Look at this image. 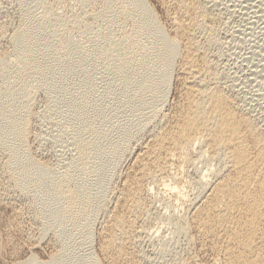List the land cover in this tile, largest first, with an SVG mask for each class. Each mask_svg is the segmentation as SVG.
Instances as JSON below:
<instances>
[{
    "label": "bare ground",
    "instance_id": "1",
    "mask_svg": "<svg viewBox=\"0 0 264 264\" xmlns=\"http://www.w3.org/2000/svg\"><path fill=\"white\" fill-rule=\"evenodd\" d=\"M16 1L22 7L30 2ZM89 2L82 12L94 21V26L88 25L91 36L88 42L92 44L89 49L79 48L77 40L73 42V36L71 42V35L68 40L64 35L68 25L81 27L85 22L83 17L72 18L73 14L68 21L62 19L63 15L61 18L57 15L59 8L56 10L61 5L52 9L53 2L46 6L47 1H42L45 5L39 28L38 22L36 28L31 26L32 16L29 20L25 11L21 15L24 16L22 23L10 36L0 27V41L7 39L12 44L10 52L0 51V151L6 156L4 162L0 161V173L4 175L3 179L0 178V189L14 188L23 197L30 198L31 205L35 202V218L40 222L38 237L41 241L47 236L54 237L58 244V249L49 254L46 261L37 260L30 254L25 260L13 264H67L72 253L65 241L73 232H78L83 241L89 243L94 221L102 211L103 227L100 226L102 230L98 234L101 258L106 264H133L137 253L133 252L136 255L133 257L129 248L146 233L142 218L155 201L153 199L152 202L150 196L154 186L168 193L166 209L171 212L185 209V216L174 226L175 236L185 238L188 245L199 244L204 253L211 254L212 264H264V115L252 116L251 108L245 109L249 103L246 102L243 108L244 104L241 106L226 93L228 84L221 83L218 78L209 52L225 43L218 34L220 19L211 11L214 9L209 8L204 0H171L172 6L168 8L172 12L168 13V19L165 16L173 32L169 33L148 6V0H94L92 5ZM71 10L69 12L75 13V9ZM237 14L233 11L231 18ZM247 15L248 12L243 16ZM48 28L51 30L47 33L45 30ZM249 50L243 57L252 64L245 69L246 76L252 79L247 81V84L251 82L249 86L239 91L244 97H252L255 92L252 88L264 92V46L257 42ZM92 54L97 61V65L91 64L92 68L108 67L113 72V88L116 83L121 84L120 88H112L110 93L109 99L113 100V108L109 111L111 116L120 118L124 110L134 112L139 106L145 109L138 123L130 120V125L118 127L113 133L115 136L98 129L100 112L106 104L91 97L92 86L86 66L91 63ZM176 60L179 65L173 75ZM57 63L62 69H57ZM53 77L59 79V85L50 82ZM37 80L41 81L40 85ZM174 80L179 83L182 100L179 98L181 102L177 101L180 104L173 115L159 117L161 110L157 112L156 107L165 103ZM31 83L52 88V96L56 93L68 95L69 106L61 131L66 135L72 159L64 167L58 165L63 168L61 172L35 161L27 150L31 124L29 106L36 90ZM63 84L66 87H62L59 94L57 91ZM125 85V89H121ZM149 124L152 125L150 129L147 127ZM143 131H146L149 142L142 141L146 143L142 146L138 144L137 154L136 150L135 153L130 150L132 157L135 154L133 166L123 178H118L111 193L116 191L113 205L105 207L107 200L101 194L108 183L107 176H111L110 169H114L127 153L126 145L123 146L126 141ZM203 156L214 168L205 170V167L201 175L197 163ZM106 170L108 173L103 174L106 178L92 188L90 173L97 176ZM188 171L199 174L195 183L199 192L192 200L187 199L180 189L179 176L188 174ZM11 216L9 219L12 221L8 222L16 226L19 212L12 211ZM166 251L164 249L162 253L166 254ZM86 257L78 261L79 264H100L92 253Z\"/></svg>",
    "mask_w": 264,
    "mask_h": 264
},
{
    "label": "rangeland",
    "instance_id": "2",
    "mask_svg": "<svg viewBox=\"0 0 264 264\" xmlns=\"http://www.w3.org/2000/svg\"><path fill=\"white\" fill-rule=\"evenodd\" d=\"M40 1L41 2L39 3L38 0H35V1L30 0V2H31L30 6H29L30 2H27V5L25 4V7H22L21 3L17 2L16 0H11V1L10 0H0V23H1L0 27H3V31L6 32L7 36H10L11 33L13 31H15L16 28H18L20 26V24L22 23L21 21L23 20V17H24L21 15L24 13V11L28 15V17H27L28 19L30 16H32V17H30L31 18L30 24L32 23L31 26L36 28V22H38L37 25L39 28L40 24L42 23V21L40 23V20H42L41 18H43V14H44L42 9L44 8V5H45V4H42V1H43V3H45L47 1L46 6L47 5L51 6V4L53 2L54 5L51 6L52 9L55 8L57 5H59V6L61 5L60 7L57 6L56 10L58 11V8H59L57 15H59V16L60 15L65 16L66 15L67 16V17L62 16V19L64 18L68 21L71 19V17L72 18H75V17L78 18L79 17L80 19L83 17L82 21L83 22L87 21V23H85V22L83 23L84 25H87V27H83L84 26L83 24L81 25V27L79 26L81 32L79 31V28H77L76 26L74 28V27H71L70 25H68V28L65 29V30H68L67 34L65 31L64 35H65L67 40H68L69 36L71 35L69 38V41H71V42H72V39H74L73 42H76V40H77V44H78L79 48L89 49V45H92V44H91V42H88L91 38V36L89 34L90 29L88 30V25L92 26L94 24V21H92L90 19V16H88L86 14L88 16V19H87V16L85 14H82V12H85L84 8L88 7V2L90 1L89 4L91 3V5H92L93 4L92 2H94V0H89V1H87V0H72V1L55 0L56 2L57 1H59V2L64 1L65 2V3H63V2L59 3L58 2L57 4H56V2H54V0L53 1H51V0L50 1L49 0H40ZM83 1H84V3H81ZM85 1L87 2V5H85L86 4ZM246 1L247 0H204V2L206 3L207 6H209V8L212 7L211 9H214V11L213 10H211V11L214 14H216L220 19L219 20L220 23L218 24V27H219L218 28V34H219L221 41L222 42L224 41V43H225V45H222V47L219 49L210 50L209 57H210L211 61L213 62V64L215 65V68H216L217 73H218V78L221 81V83H223L225 85L226 84L229 85V86L228 85L225 86V90L228 89V92H226V93L229 94V96L236 99V101L241 106L244 104L242 106L243 108L245 107L246 102H248L249 107L246 106L245 109L247 110V108H249V109L251 108L249 111H250V114L252 116L255 115V117H258V116L261 117L264 115V106H263L264 105V96H263L264 92H263V90L258 91L257 88H252L251 89L252 92L255 91V92H253L254 94H252V92H251L252 97L250 95H248V97H246V96L244 97L243 95L239 94V91L242 92V89H244L245 86H249V84H251V82H249V84H247L248 83L247 81L248 80L250 81L252 79V78L250 79L249 77H247L245 74L246 73L245 69L246 68L248 69L249 67L252 66V64H250L251 62L246 61L244 59V57L246 56L245 51H246V53H248L250 51L249 50L250 47L255 45L257 42L259 43V45L264 46V40H263L264 35L262 32V31H264V29H263L264 28V0H248V2H246ZM37 2H38V4H37ZM70 2H72V3H70ZM166 2L164 0H162V1L161 0H148V3H149L148 6L153 11H155L154 13L156 14V16H158L157 18L159 19L160 23L163 24L164 28H166V31H168L169 33H173L172 30H170L171 26L168 24L169 21L167 20L168 19V16H167L168 13L172 12L169 10L171 8L170 6H172V4H171V0H169V1L167 0ZM254 2L256 3L257 8H255L256 6L254 5L255 4ZM39 4H42L41 7H38ZM77 4H78V6H77ZM166 4H167V6H166ZM215 4H217V6L213 7V5L215 6ZM251 4L253 6H255V7H253L254 9L251 8L252 7ZM62 5H64V7ZM66 5H67V7H66ZM71 6H73V7H71ZM244 6H247L250 9H248L247 7H244ZM27 7H28V9H27ZM36 7L38 9V12L35 11ZM69 7H70V10L72 9L71 11H74V9H75V13L69 12L70 11V10H68ZM163 7H164V9H163ZM168 7H170V8H168ZM242 7L245 10H243ZM40 8H41V10H40ZM241 9H242V12L240 11ZM39 10L41 11V13L39 12ZM246 10H248V11H246ZM249 10H251V11H249ZM61 11H63V13ZM233 11H235V13L237 11L238 14L235 15L234 18H231V16H232L231 14L233 13ZM240 12H241V14L243 13V15H246L248 12V15L243 16V15L239 14ZM253 12L255 14H253ZM18 14H19V16H18ZM33 14H35V15H33ZM73 14L75 16H71ZM39 15H41V17ZM68 15H69V17H68ZM33 16L36 18H33ZM165 16L167 19L165 18ZM38 17H40V18H38ZM243 17H246V18H243ZM261 17L263 19H261ZM60 18H61V16H60ZM33 21H35V22H33ZM226 23H228V24H226ZM225 26H227V27H225ZM70 27L73 28V29H71L72 31H70ZM82 27H83V29H81ZM76 28L78 29V31H76L77 30ZM261 28H262V30H261ZM49 30H51V28H48L45 31H47V33H48V32H50ZM94 30L97 31L96 28H94ZM88 31H89V33H88ZM87 35H88V38H87ZM114 35L117 36L116 33ZM72 36H73V38H72ZM6 40L7 39H2L0 41L1 42L0 51H2V52H10L12 50V44ZM78 41H80V42H78ZM90 60H92V61H91V63L87 64L86 70H87V74L89 77L90 85L92 86L91 90H90V92H92L91 97L93 100H96V101H99L101 103L106 104L104 106V108L101 109V112H100V121L98 123V129H99V131H102L103 133L109 132L113 136H115L113 133H115L117 131L118 127H121L123 124H125V126L130 125V120H132V121L136 120V123H138L140 121V118H141L143 112H144L143 110H145V109H142L139 106L137 108V110H135L134 112H127L124 110L125 113L120 118H116V117L111 116L109 111L113 108V103H112L113 100L109 99V98H110V96H112L110 93H111L112 88H113V85H112L113 81H114L113 72L108 70L107 69L108 67L105 68L103 66L102 67L96 66L93 69L91 64L93 63V64L97 65V61L95 59L94 54L91 55ZM178 63H179V61L177 62V60L174 63L173 75H174V72L176 73L175 70L178 69V65H179ZM57 69L58 70L62 69L61 66L59 65V63H57ZM61 75H63V74H61ZM61 75H58V76H61ZM74 78L75 77H73L71 79H74ZM236 79H237V81H236ZM50 82L51 83L57 82V85H59V83H60L59 79L56 77H53L50 80ZM37 83L40 85L41 81L37 80ZM67 83H68V81H67ZM45 84H47V82ZM45 84L42 85L43 87H41L39 85H35V84L31 83L32 86H36V90L31 96V100H30L31 105L29 106L30 110H31V124H30V134H29L28 141H27V150L29 152V155L35 161L45 163L46 166L49 169H52L53 171L56 170L57 172H61L63 170V168H60L59 166L64 167V165L66 163H69L72 159V156H70V154H69L70 149L67 145L66 135H64V133H63L64 131L63 132L61 131L64 128V126H63V128H61L62 125L63 124L65 125V123H63L64 122L63 118L65 117V111L67 110V108L69 106L68 105V103H69L68 95L67 94L66 95H57V93H56L54 96H52V91H54V90L52 88H47V85H45ZM70 84H72V83H70ZM62 87L65 88L66 86H64V84H63L59 88H62ZM120 87H121V84L118 82L115 84L113 89H117ZM125 87H126V85L121 89L124 90ZM232 87H233V89H232ZM63 88L57 92H59V94H61ZM250 88H251V86H250ZM255 89H257V90H255ZM179 91H180L179 83L177 84V82L174 80L172 82L170 88H169L165 103L162 104V106L159 105L160 108H159V106L156 107V109L158 108L157 112L159 111V109L161 110V111H159L161 113H158L159 117H161L163 114H167L169 116L173 115L175 109H177V107H178V104H180L178 102H181V100H182V96H181V93H179ZM237 92H238V94H237ZM179 95H180V97H179ZM253 95H255V96H253ZM253 97H255V98H253ZM258 97L261 98V100H259ZM179 98H181V100ZM238 98H239V100H238ZM247 98H250V100ZM254 99L257 101H253ZM251 102H253V103H251ZM261 114H263V115H261ZM127 117L129 120L126 119ZM126 120H128V121H126ZM151 124H153V122ZM149 125L147 127L150 129V127L152 125H150V126ZM145 133H146V131L145 132L143 131V133H141V132L135 133L133 135V136H136L134 139L130 137V139L128 141H126V143H125V141H123L125 143L123 146L126 145L128 151L122 157L119 164L116 165L114 167V169H110L111 176L110 177L107 176V180H108L107 182L108 183L106 184L105 190L101 194L105 198V201L107 200L106 202H104L105 207L107 205H109V206L113 205V203H112V201L114 200L113 196L115 195L114 193H116V191L114 190L112 195H111V193H112L114 184L117 183L118 178L120 176L123 178L126 175L125 173H127V172H129V170H131V167L133 166L132 163L134 162V156H135V154L138 153V151H139L138 149L140 148L139 146L140 145L142 146V144H146L143 142H149L148 135H145ZM138 144H140V145L138 146ZM121 145H122V143H121ZM130 150H132L131 152H134V150L137 151V152L135 151L136 153L134 152L135 154L133 155V157L131 156L132 154L131 155L129 154ZM4 154L5 153L3 151L2 152L0 151V161H2V162H4L5 158H6V156ZM199 159H200L199 160L200 162L198 161V163H197V165H198L197 169L200 170V171L199 170L198 171L200 172L201 175L204 174V168L205 167H206L205 170L207 168H214L213 166L210 167L211 163L209 164L207 162L206 156L200 157ZM2 162H0V164ZM59 163H62V164H59ZM205 163H206V166H205ZM101 165H103V164H101ZM201 165H203V166H201ZM60 169H62V170L60 171ZM97 169H95V170H97ZM108 170L100 171L97 174V176H96V174L90 173V175H89V179H90L89 182L91 183L90 186L92 188H94L96 183L104 180L106 178V176L104 177L103 174L108 173ZM188 172H189L188 174L185 173V175H184V173H182V175L179 176L180 182H181L180 183V186H181L180 189H181L182 193L186 196L187 199L192 200V198L194 199L197 196V191L199 192V190H198L199 187H196L197 185H195V183L198 182L197 177L199 174L197 175V173L194 171L193 172L188 171ZM3 176L4 175L2 174V176H1V173H0L1 179L4 178ZM121 177H120V179H121ZM195 177L197 180L195 179ZM103 185H105V182L103 183ZM14 190L15 189L11 188V187L9 189L3 190V191H2V189H0V202H1V205H0V264H13L15 262L25 260L26 258H28L30 256V254L34 255L35 259H37V260L46 261L48 259L49 254H52L53 251L58 249V244L56 243L54 237L52 238L50 236L43 238L42 241L40 240V238H39L40 237V235H39L40 234L39 233L40 232V227H39L40 222L38 221V219L35 218L37 216L36 203L33 202V204L31 205L30 198L28 199L27 197H23L24 195H22L18 191L16 192V190L15 191ZM151 190H152V192L150 191V196H152L151 197L152 202L154 200L155 201L153 203L152 208L150 207V209H148L149 212L146 210V216L147 217L145 216V217H143L144 219L142 218V226L144 227V229H146V231L144 230L146 233L144 232L145 234H142L139 237L140 239L139 238H138V240L135 239V240H137L136 243L134 242V244L132 245L133 247L129 248L130 249L129 251L131 254H133L132 255L133 257H135L137 255L133 260L134 262H132V263L133 264H137V263L139 264L141 261H143V262H141L142 264H172L176 259H178L180 257L178 259V262L180 263V259L182 258L180 264H183L184 262H185L184 264H186L187 262H190V261L192 262L194 260L196 262L199 261L198 263H200V264L201 263L202 264H212L211 263V260H212L211 254L204 253V251L201 250L203 248L199 244H194V246L188 245V243H186L185 238L179 237L177 234H176L177 236H175L174 228L176 229V227H174V226L176 225L177 220H179L185 216V209L178 208V209H176V211L171 212V210L166 209V207H167L166 203L169 202V198H168L169 195H167L168 193H164L157 186H154V188H152ZM5 191H6V193H5ZM3 196H4V198H3ZM102 200H101V202H102ZM12 211H14V213L19 212V220H17L18 222H16L17 227L13 226V225H15L14 223L8 222V220L12 221V220H10V219H12V216H11ZM148 215H149V217H148ZM10 216H11V218L9 219ZM20 217H21V219H20ZM169 217H171V218L168 219ZM147 220H149V222ZM103 221H104V217H103V211H102L101 213H99V215L97 216V218L94 221V224L92 226V237H91V240L89 243L84 242L81 234L78 232H73L72 236L65 241L67 248H69L71 250V253H72L71 261H69L67 264H79L78 261L85 260L87 258L86 256L88 255V253H92L93 257L95 256L96 260L100 261V262L98 261L100 264H106V263H104L103 259L101 258L100 254H99V249H98L99 245H100V241L98 239L99 238L98 234L101 233V230L103 227V225H102ZM19 222H20V224H19ZM11 224H13V225H11ZM100 226H102V227H100ZM145 226H146V228H145ZM15 227H16V229H15ZM18 227H20V228H18ZM18 230H20V232ZM149 234H151V235H149ZM181 238H182V240H180ZM48 239H50V240L48 241ZM53 240H54V243H53ZM164 249H167L166 254L162 253ZM133 252L135 254L136 253L137 254L135 255ZM202 252H203V254H202ZM196 254H197V256H195ZM185 255L187 256V258L189 257L190 260L186 259ZM193 255H194V258H191V256H193ZM184 257L187 261H184L185 260ZM137 259L138 260L140 259V262ZM182 261H184V262H182ZM175 262H176V264H179L177 262V260ZM175 262L173 264H175ZM191 262L188 264H196V262H194V263H191ZM128 264H131V263H128Z\"/></svg>",
    "mask_w": 264,
    "mask_h": 264
}]
</instances>
